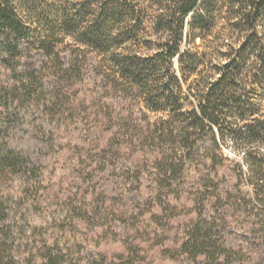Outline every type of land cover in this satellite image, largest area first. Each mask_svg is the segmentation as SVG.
Returning a JSON list of instances; mask_svg holds the SVG:
<instances>
[{
    "label": "trees",
    "instance_id": "16d2710c",
    "mask_svg": "<svg viewBox=\"0 0 264 264\" xmlns=\"http://www.w3.org/2000/svg\"><path fill=\"white\" fill-rule=\"evenodd\" d=\"M24 2L0 0V264H145L132 252L89 254L67 237L78 220L65 194L40 203L37 182L28 188L55 170L18 140L41 116L47 139L62 137L60 122L75 133L66 160L78 189L93 194L92 177L107 175L139 193V215L156 225L195 215L180 243L194 264L253 259L264 243V0H100L81 36L66 29L80 46L72 55L56 52L50 32L38 41L39 69L23 65L37 41ZM84 19L63 20L78 31ZM149 26L157 52L143 59L132 47Z\"/></svg>",
    "mask_w": 264,
    "mask_h": 264
},
{
    "label": "rangeland",
    "instance_id": "374dc122",
    "mask_svg": "<svg viewBox=\"0 0 264 264\" xmlns=\"http://www.w3.org/2000/svg\"><path fill=\"white\" fill-rule=\"evenodd\" d=\"M99 1L26 0L22 7L28 12L29 20H33L36 23L34 38L37 41L28 50L27 58L23 62L24 67L27 69H39L44 65L46 58L40 49L38 41L47 36L49 32L54 36L56 52L62 58L72 55L69 45L80 48V46L76 45L77 41H74L71 37H66V29L69 28L73 32L83 34V28L89 26L97 16L95 14H98ZM80 16H85L83 23L79 27L81 29L75 31L73 27H65L64 18L68 19L67 22H73ZM158 38L149 26L146 33L139 37V42L133 45V55H138L143 59L153 56L157 52ZM197 44H200V40L197 41ZM139 45L142 48L137 47ZM127 49L129 50L130 48L128 47ZM85 53L89 54L91 58H96V55L91 54L89 50H86ZM175 66H177L176 60ZM85 69L87 70L88 67ZM152 118H154V115H152ZM43 120L42 116L36 120L30 119L29 122L32 127L21 126L18 128V140H20V143L22 142L21 146H24L25 152L29 156L34 159L41 158L44 164L55 162V170L50 176L46 175L50 177V181L47 180L48 177L40 175L37 181L31 186L28 185V188H35L36 186L37 189L39 188L40 203H45V198H51V194L57 193L56 189H60L61 193L65 194L66 203L70 210H75V216L71 220H78V227L72 231V236L67 234L68 238H71L72 241L84 242L91 255L100 253L111 258V256L126 255L128 252H132L144 258L142 260L145 264H194L191 258L182 254L180 243L184 235L183 226L185 222L190 218H194L195 215L174 220L173 227L171 225L170 228L163 224L166 222H163V225H156L148 221L149 215L145 218V215H139L138 208L134 204L141 198L139 193L136 190L130 191V193L119 190L114 180H111V178L109 180L106 179L109 178L107 175L102 176V178L95 174L92 177L91 181L94 184V188H92L93 194L78 189L75 180L70 177L68 172V168L70 170L72 165L69 164L67 166L69 162L66 160L70 151L68 143L74 138L75 133L67 131L65 127L67 125L60 122L59 125L55 126L59 128V133H56V135H61L62 137L55 141L49 140L43 133L45 128ZM37 131L40 132L38 133ZM64 158L66 167L62 165ZM118 162L122 166V164L126 163V158L123 157ZM93 167L91 165V170H94ZM82 168H86V164ZM2 185L3 181L0 180V187ZM52 191L54 193H51ZM58 195L61 196L60 194ZM109 203L111 206H108ZM101 204L105 206L103 207L104 210L106 209L103 211L104 213L95 212V209L102 208ZM74 207L76 209H73ZM92 208H95V211H92ZM259 213L264 215V212ZM14 222L11 221L6 226L13 230L17 227ZM233 226L231 228L232 225H228V233L238 232L241 235L247 233V229L239 228L237 224ZM223 235L225 236V233ZM230 242L235 244L234 249L236 251H241L242 240L238 239L236 241L234 238H230ZM254 253L256 255L253 259L240 255L241 258L235 260L234 264H264V243L257 245Z\"/></svg>",
    "mask_w": 264,
    "mask_h": 264
}]
</instances>
